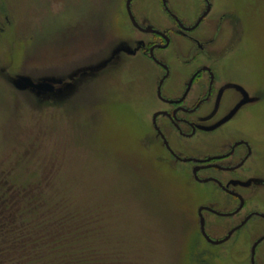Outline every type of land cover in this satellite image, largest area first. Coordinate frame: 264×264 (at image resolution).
Returning a JSON list of instances; mask_svg holds the SVG:
<instances>
[{"label": "rangeland", "instance_id": "rangeland-1", "mask_svg": "<svg viewBox=\"0 0 264 264\" xmlns=\"http://www.w3.org/2000/svg\"><path fill=\"white\" fill-rule=\"evenodd\" d=\"M125 1L0 0V192L10 191L0 206L16 190L38 186L48 215L76 218L78 247L94 264H248L264 224L252 219L223 246H208L198 209L226 214L238 202L197 184L190 166L169 157L149 132L162 72L137 52L142 38L127 21ZM140 1L134 9L141 19L170 27L149 0ZM220 2L241 23L239 43L219 51H231L225 64L259 91L264 0ZM143 38L147 47L151 39ZM22 76L55 91L37 94L21 86ZM251 114L264 145V100ZM172 149L188 155L174 139ZM257 177L240 217L220 221L202 212L210 236L221 239L247 213H264V168Z\"/></svg>", "mask_w": 264, "mask_h": 264}, {"label": "flooded vegetation", "instance_id": "flooded-vegetation-1", "mask_svg": "<svg viewBox=\"0 0 264 264\" xmlns=\"http://www.w3.org/2000/svg\"><path fill=\"white\" fill-rule=\"evenodd\" d=\"M139 1L131 0L127 6L126 0L124 5L130 27L142 38L136 42L137 52L162 72L155 88V100L160 108L150 115L149 132L169 157L190 166L197 184L214 185L238 202L226 214L203 212L220 221L240 217L264 168V145L258 141L257 120L251 114L257 102L264 100V88L252 92L242 79L240 69L230 67V62L225 64L231 51H219L222 43L231 44L233 40L239 43V13L224 12L221 0H149L155 11L169 21L170 27L161 30L140 18L139 7L138 12L134 9ZM143 37L151 39L147 47ZM239 51H235V60L240 59ZM173 139L186 147L188 155L181 157L173 151ZM240 198L242 208L235 212ZM197 216L200 236L213 248L229 242L252 219L264 224V213L249 212L237 226L246 218L247 222L226 242L213 244L237 226L223 238H214L206 228L208 220L201 215L204 233L212 241L209 242L201 232ZM260 239L252 254L253 245ZM248 264H264V234L251 245Z\"/></svg>", "mask_w": 264, "mask_h": 264}, {"label": "trees", "instance_id": "trees-1", "mask_svg": "<svg viewBox=\"0 0 264 264\" xmlns=\"http://www.w3.org/2000/svg\"><path fill=\"white\" fill-rule=\"evenodd\" d=\"M2 189L0 197L6 198L10 191ZM38 191L16 190L12 202L0 206V264H94L93 254L78 247L76 218L48 215Z\"/></svg>", "mask_w": 264, "mask_h": 264}, {"label": "water", "instance_id": "water-1", "mask_svg": "<svg viewBox=\"0 0 264 264\" xmlns=\"http://www.w3.org/2000/svg\"><path fill=\"white\" fill-rule=\"evenodd\" d=\"M131 0H128L127 2V6L128 4L130 3ZM19 83L21 84L22 87L24 88H27V89H30L31 91H34L36 92L37 94H50L52 92H54V85H52L51 83L49 82H33L30 78L28 77H20L19 78ZM168 147V146H167ZM188 160H183V162H187ZM193 176L195 178V180H197V176H196V170L193 171ZM206 182V181H204ZM242 204H243V201L241 200L240 198V205L238 207V209L235 211V212H238L241 210L242 208ZM203 211H208V212H211V213H214L216 215H219V213L213 211L212 209H209L207 207H200L197 211V214L199 215L200 217V228H201V232L202 234L205 236V238L209 241V242H212L208 239V237L205 235L204 233V225H203V218H202V212ZM234 212V213H235ZM248 218H246L239 226H237L236 228H234L233 230H231L228 235L221 241H218V242H212L213 244H221V243H224L226 242L230 236L232 235V233L236 230H238L239 228H241L246 222H247ZM262 239H260L259 241H257L254 245H253V249H252V254L254 253V248L256 247V245L261 241Z\"/></svg>", "mask_w": 264, "mask_h": 264}]
</instances>
